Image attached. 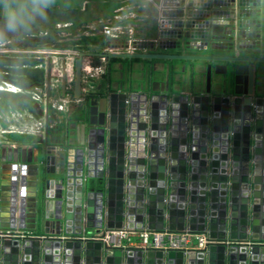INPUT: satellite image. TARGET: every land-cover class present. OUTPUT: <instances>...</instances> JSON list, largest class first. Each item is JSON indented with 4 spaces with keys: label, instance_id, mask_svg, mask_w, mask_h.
I'll use <instances>...</instances> for the list:
<instances>
[{
    "label": "water",
    "instance_id": "obj_1",
    "mask_svg": "<svg viewBox=\"0 0 264 264\" xmlns=\"http://www.w3.org/2000/svg\"><path fill=\"white\" fill-rule=\"evenodd\" d=\"M183 10L155 24V47L171 53L106 55L190 62L204 73L205 88L194 78L191 93L152 82L147 90L87 95L73 122L81 136L73 147L86 181L96 182L94 189L82 183L76 197L64 176L67 148L56 158L48 138L33 162L22 152L20 164L2 166L12 216L25 221L32 209L41 228L25 231L33 237H0V264H264V0H189ZM90 55L78 52L74 61L76 99ZM65 84L63 75V95ZM96 165L100 175H88ZM54 174L65 182L47 178ZM73 221L77 232L63 239ZM123 226L203 232L210 240L203 248L108 252L85 238Z\"/></svg>",
    "mask_w": 264,
    "mask_h": 264
},
{
    "label": "crops",
    "instance_id": "obj_2",
    "mask_svg": "<svg viewBox=\"0 0 264 264\" xmlns=\"http://www.w3.org/2000/svg\"><path fill=\"white\" fill-rule=\"evenodd\" d=\"M13 1L15 6H29V5H37L43 9V15L41 17L45 18L50 15L52 16V12L50 7H54L57 10L63 11L61 14L67 13L71 19H75V16L78 17V21H87L88 31L87 35L96 37L101 36V41H98V44H87V47L84 52L91 53L89 57L83 59V63L92 60L94 65H100L105 68V73H98L94 78L93 82L88 85L86 84L85 89L82 91V97L87 96L92 93H101L103 94L106 89L111 90H122L128 87L132 89H136L135 91L144 88H151L152 82L161 83L165 88L170 86L171 88H175L176 92H185L191 93L193 91L192 83L195 78L197 83V88L202 89L206 86V78L204 73H195L191 69L190 62H182V61H171V60H163V59H126L122 60L119 58L109 59L104 62L101 61V57H103L104 53L109 52L108 50L111 48H115V50H119L120 52H130L127 51L126 48L128 43L129 35H124L119 39H111L104 36L101 33V29L104 25H122L126 26L129 29H132L133 36L131 40L139 43L138 47L134 50V52L139 53H168L170 51L164 50L161 48H156V44L154 45L153 40H158V30L155 26L154 20H152L153 15L156 11H154V1L158 2L159 0H9ZM189 0H183L181 4L175 8H172L173 11H184L183 8L186 9ZM121 4V6L117 9L116 5ZM143 6H152L153 11L149 8L146 10L145 16L149 15V18L145 19V16L140 14L142 12ZM11 6L5 4L3 0H0V12H2L6 8H10ZM13 8V7H11ZM171 10V11H172ZM113 11V15H111ZM172 11V12H173ZM138 14V16H143L142 18H135L133 15ZM3 14V13H2ZM140 14V15H139ZM183 14V13H182ZM66 15V14H65ZM3 18V15L0 14ZM55 18V17H54ZM53 18V19H54ZM48 19V18H46ZM51 19V21L53 20ZM72 21V20H71ZM56 25V24H55ZM93 25V26H92ZM78 29V30H76ZM75 32H79V28H74ZM77 35V34H76ZM71 37V36H70ZM65 38V37H64ZM68 38V37H67ZM65 38V39H67ZM160 40V39H159ZM158 40V41H159ZM131 43V44H132ZM160 47V43H157ZM131 47L133 45H130ZM107 47V50L105 48ZM75 50V49H69ZM77 51V50H76ZM104 52V53H103ZM103 53V54H102ZM171 53V52H170ZM92 57H98L99 59H94ZM94 60V61H93ZM100 60V62H98ZM175 67L178 69L177 71L173 69ZM93 87V88H92ZM196 90V89H195ZM198 91V90H196ZM99 93V94H100ZM52 101H56L60 103L61 97L55 95V92L52 94ZM80 101V99H79ZM66 115L70 113H66ZM80 113H72L74 118L79 117ZM61 115V114H60ZM64 134L61 136H56L54 141L50 143V146L54 148V156L60 157L61 147H65L67 149L74 148L76 144L80 140V135L76 131V126L69 125L64 128ZM42 134V133H40ZM20 136H29L33 140V138L40 137L23 134ZM63 138V139H62ZM30 140V141H31ZM7 141H9L7 139ZM26 141V142H30ZM11 143V140H10ZM14 143H22V142H14ZM24 148H27L25 146ZM56 150V151H55ZM31 153L30 151H28ZM37 151L34 150L33 154L36 155ZM22 156V154H21ZM58 163H55L53 168L54 172L58 170ZM64 177L54 174L51 178L57 183L60 181L56 179V177ZM3 176L0 172V231H5L7 229H13L16 231H21V233H25V231H32L33 228L36 227L39 230L40 225L37 223L34 224V218L32 216V209H30V215L28 214L25 221H22V218L19 217V214L16 218H14L11 213V206L7 204V193L2 190V187L6 184V182L2 181ZM89 180V179H88ZM86 185H88V181H85ZM89 189H94L95 186L90 185L87 186ZM33 191V190H31ZM34 192V191H33ZM32 195V194H31ZM47 202V201H46ZM52 202H47L48 209H52ZM35 229V230H36ZM88 231V230H87ZM38 232V231H37ZM135 240V243L136 244ZM132 247V246H131ZM192 248V247H191Z\"/></svg>",
    "mask_w": 264,
    "mask_h": 264
},
{
    "label": "built area",
    "instance_id": "obj_3",
    "mask_svg": "<svg viewBox=\"0 0 264 264\" xmlns=\"http://www.w3.org/2000/svg\"><path fill=\"white\" fill-rule=\"evenodd\" d=\"M183 0H159L155 5L154 1V8L155 14L153 15L152 20H154L155 24L160 23L163 19L164 13L172 12V8H175L181 4ZM172 10V11H171ZM145 16V15H144ZM149 18V15L145 16V19ZM68 24V25H67ZM64 24L65 27H70L71 23ZM57 28L61 29L60 23L56 24ZM132 29L127 28L126 26L122 25H104L101 29V33L111 39H119L124 35H129L128 43L129 45L126 47L128 48L127 51L129 53H134L136 47H138L139 43L134 42L131 40L133 36ZM88 27L86 31H83L81 34L87 35ZM80 32V28H79ZM79 36L78 34L74 37L75 39ZM70 33L68 38L65 40H69ZM132 43V44H131ZM130 45H133L132 47ZM40 54H51L53 57L46 58V60L51 59L52 69H51V93L50 95H46L47 86H46V79L44 81V88H36L37 94L44 91V98L41 99L43 104L51 108L55 111L54 117L57 120L61 119V115L59 113H65L68 111L67 103L69 97L73 96V83H74V61L77 57L79 51L76 50H69V49H36ZM110 52H120L119 50H110ZM106 53V54H107ZM103 55L101 57V61L105 62L107 60V55ZM61 56L65 58L62 60ZM45 60V62H46ZM47 65V64H44ZM44 69V68H43ZM81 82H82V91L85 89L86 84L90 85L92 83L91 79H94L98 73L101 74L105 73V68L101 67L100 65H94L91 61L82 64L81 69ZM65 76L66 84H65V95L62 94L61 90V83L62 77ZM3 85H7L4 83ZM3 85H0V90H3ZM93 88V87H92ZM15 90V89H14ZM13 90V91H14ZM57 90L58 95L61 97V102L57 103L56 101H52L51 97L53 91ZM15 92V91H14ZM41 94V93H40ZM33 101H38V99H34ZM0 119H2L0 117ZM40 120V119H39ZM9 127L11 126L10 130L5 131L7 135L9 134H30L34 136L40 135L44 128L40 126L41 124L36 119H31V116H26L25 113H19L17 115L11 114V118L8 116L6 119H2ZM46 125V122H45ZM1 131V130H0ZM4 131V130H3ZM64 176L67 178L69 190L73 196L78 195L79 187L82 183L86 181V173L82 174L81 167L78 162V155L76 149H67L65 152V159H64ZM54 168V167H53ZM100 166L96 165L91 167V171L88 175H100ZM74 190V191H73ZM69 192V193H70ZM73 192L75 194H73ZM98 218L100 216H97ZM78 222H70L67 228L68 235H63V239L74 237L72 235L73 232H77V225ZM21 235L22 237H33L36 236L32 232L18 234L17 232L13 231V229H7L5 231H0V237H17ZM86 239L91 240H98L102 243V245L109 249L108 252L116 248L120 247H143L146 249H160V248H171V249H189V248H203L206 246L207 242L210 240L207 233H195L190 232L188 230H155L149 229L147 227H143L140 230L129 229L126 226L122 228L113 229V228H105L99 231V233H93L85 237ZM136 241V244L135 243Z\"/></svg>",
    "mask_w": 264,
    "mask_h": 264
},
{
    "label": "rangeland",
    "instance_id": "obj_4",
    "mask_svg": "<svg viewBox=\"0 0 264 264\" xmlns=\"http://www.w3.org/2000/svg\"><path fill=\"white\" fill-rule=\"evenodd\" d=\"M156 4L157 2L155 3V5ZM148 7L151 9V11H153L154 8H152V6H143V8H141L142 12L140 14L145 15L146 10L149 9ZM4 11L2 12L1 10L0 14L3 15L2 13H4ZM133 16L135 18L139 17L137 13ZM54 17H50L49 15L43 18L40 15L36 16V14H34L30 21L35 22L37 25L34 27L33 30L29 29L26 31L21 30L20 27L16 28L15 30H10L7 27H5L3 18L0 19V59L6 60L10 65H16L17 61L20 63H25L26 61H41L42 59H44L45 61L46 58L53 57V55L51 54L47 55L45 53L42 55L38 53L35 47H33L34 45L33 38H28V37H30V35L37 34L35 33V29H40L42 28V26L47 25V23H50L51 19H53ZM140 17L142 18L143 16H140ZM60 25L61 27H65L64 23H60ZM55 27H58V26H55ZM61 33L63 37L67 38L70 31L64 30ZM105 50H107V47L105 48ZM110 50H115V48H111L108 51ZM61 57H62L61 58L62 60L65 58L64 56H61ZM98 62H100V60ZM45 64L47 63L45 62ZM43 68H44V71H46L47 65H43ZM53 79L54 78H52V81ZM91 80L93 82L94 79H91ZM5 83L7 85H3L2 91L10 92L11 90L13 91L15 89L14 91L18 93L25 92V94L29 96L30 98V104H31L30 108L31 109L30 108H29L30 110L25 109L21 112L11 111L7 113V115H5L6 113H1L0 117L2 119H6L8 116L11 118V114L17 115L19 113H25L26 116L30 115L31 119H36L41 124L40 126L42 127V129L44 128V130L42 131V134H40V137L33 138V140H31L30 142H22V143L11 142L10 143V141H7V138H6L7 134L4 132L7 130H10L11 126L9 127L4 122H2V119H0L2 124H4L0 126V130H1L0 131V172H1L2 166L6 165L8 161L10 160L11 162L16 161V163L18 162V164H20L21 159H23L21 156L22 152H26L27 154L26 158L28 160H32L33 162L35 158L37 157L38 150L44 146L45 138H48L47 143L50 144L52 141H54V138L56 136H61V134H64L63 130L65 127H68L69 125L76 126V124L73 123L75 118L73 117L72 113H83V103H84L83 100L86 98V95H85L81 97L79 101V99H76L70 96L68 103H67L68 111L66 112L70 114L66 115L63 112L62 113L56 112L57 114H61L62 116L60 120H57L54 117L55 111L51 108V106L48 107V104L45 106L41 100L47 95V91H46V94L44 91L40 92L41 94L40 93L37 94V91L35 90L36 88L30 91L28 90L24 91L22 88L17 87L15 84L8 83V82H5ZM51 83L53 84V82ZM54 92H55V95L58 96L57 90H54L53 93ZM52 97H54V95ZM60 97L62 96L60 95ZM34 99H38V101H33ZM45 122H46V125H45ZM25 146H27V148H24ZM34 150L37 151L36 155L33 154ZM28 151H30L31 153H29ZM43 177H44V170L41 169L40 174H39V179L42 180ZM47 178H51V176ZM56 179H59L63 183L65 182L64 177H59V178L56 177ZM90 182H92L91 183V186H92L93 181L90 180ZM87 186H89V180H88Z\"/></svg>",
    "mask_w": 264,
    "mask_h": 264
},
{
    "label": "trees",
    "instance_id": "obj_5",
    "mask_svg": "<svg viewBox=\"0 0 264 264\" xmlns=\"http://www.w3.org/2000/svg\"><path fill=\"white\" fill-rule=\"evenodd\" d=\"M5 4L16 7L13 1L3 0ZM121 4H117L116 8L118 9ZM52 16L55 18L47 25L42 26L40 29H35V33L30 35L28 38H33L35 49H75L79 52H84L87 47V44H98V41H101V36H90L81 34L83 31L87 30V21H78V17L75 16V19H71L67 13L61 14L63 11L57 10L54 7H50ZM58 14V15H57ZM113 11L111 15H113ZM0 19L2 17L0 16ZM72 20V21H71ZM58 23H71L70 27H63L61 29L55 27V24ZM37 24L35 22L29 21L27 26L20 27L21 30H33ZM80 28V33L75 32L74 28ZM70 31L69 40H65L62 35V31ZM78 34L77 38L74 37ZM103 54V53H102ZM106 53H104L105 55ZM94 59H99L98 57H92ZM115 59V58H113ZM43 60V61H42ZM41 61H26L25 63L16 62V65H10L6 60L0 59V85H3L5 82L15 84L17 87L22 88L24 91L32 90L34 88H43L45 81V71L43 65L45 64L44 59ZM93 96H86L85 99L92 98ZM27 100V101H26ZM32 102V101H31ZM30 98L25 94V92H9L0 90V115L1 113H7L11 111H23L30 108ZM31 109V108H30ZM29 109V110H30ZM4 125L0 121V126ZM6 138L11 142H26L30 141L32 138L29 136H20L18 134H9ZM96 181L93 180V184Z\"/></svg>",
    "mask_w": 264,
    "mask_h": 264
},
{
    "label": "clouds",
    "instance_id": "obj_6",
    "mask_svg": "<svg viewBox=\"0 0 264 264\" xmlns=\"http://www.w3.org/2000/svg\"><path fill=\"white\" fill-rule=\"evenodd\" d=\"M34 14L43 15V9L35 4L6 8L3 13V22L8 29L15 30L18 27L27 26ZM10 92L14 91L11 90Z\"/></svg>",
    "mask_w": 264,
    "mask_h": 264
},
{
    "label": "flooded vegetation",
    "instance_id": "obj_7",
    "mask_svg": "<svg viewBox=\"0 0 264 264\" xmlns=\"http://www.w3.org/2000/svg\"><path fill=\"white\" fill-rule=\"evenodd\" d=\"M99 93H100V92H99ZM99 93H92V94H93V96H95V97H96V96H101L102 94H101V93L99 94ZM88 95H89V94H88Z\"/></svg>",
    "mask_w": 264,
    "mask_h": 264
}]
</instances>
